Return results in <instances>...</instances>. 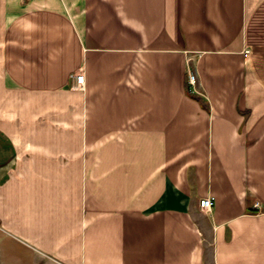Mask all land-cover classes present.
<instances>
[{"label": "crops", "instance_id": "0c3cea01", "mask_svg": "<svg viewBox=\"0 0 264 264\" xmlns=\"http://www.w3.org/2000/svg\"><path fill=\"white\" fill-rule=\"evenodd\" d=\"M0 264H264V0H0Z\"/></svg>", "mask_w": 264, "mask_h": 264}, {"label": "built area", "instance_id": "2783aa9c", "mask_svg": "<svg viewBox=\"0 0 264 264\" xmlns=\"http://www.w3.org/2000/svg\"><path fill=\"white\" fill-rule=\"evenodd\" d=\"M247 53V51H246ZM76 79L77 85L82 87L84 85V75L83 74H76L74 76ZM197 82V76L194 70H191L190 67L187 69V83L190 87H194ZM214 205V200L212 197H204L199 200L198 208L201 212H210ZM259 204H255L254 208L259 209Z\"/></svg>", "mask_w": 264, "mask_h": 264}]
</instances>
